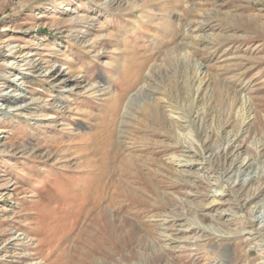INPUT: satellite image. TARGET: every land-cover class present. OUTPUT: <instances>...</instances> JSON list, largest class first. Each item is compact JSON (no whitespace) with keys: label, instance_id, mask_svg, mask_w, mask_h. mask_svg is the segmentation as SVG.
Here are the masks:
<instances>
[{"label":"rangeland","instance_id":"obj_1","mask_svg":"<svg viewBox=\"0 0 264 264\" xmlns=\"http://www.w3.org/2000/svg\"><path fill=\"white\" fill-rule=\"evenodd\" d=\"M0 264H264V0H0Z\"/></svg>","mask_w":264,"mask_h":264},{"label":"bare ground","instance_id":"obj_2","mask_svg":"<svg viewBox=\"0 0 264 264\" xmlns=\"http://www.w3.org/2000/svg\"><path fill=\"white\" fill-rule=\"evenodd\" d=\"M88 27H89V26H88ZM48 51H49V50H48ZM14 52H15V51H14ZM32 54H33V53H32ZM66 58H67V57H66ZM9 64H10V63H9ZM15 69H16V68H15ZM61 70H62V69H61ZM57 71H58V74H60V70H57ZM3 74H4V73H3ZM21 89H22V88H21ZM25 97H26V96H25L23 93L18 92V93H15V94L11 95L10 102H11L12 104H16V105H17L18 103L23 102V101L25 100ZM169 113H170V112H169ZM168 119H169V118H168ZM183 136H184V135H183ZM189 136H190V135H189ZM180 138H181V137H180ZM196 150L198 151L197 148H196ZM188 152H189V151H188ZM191 154H192V155H191L192 158H193L194 156L196 157V155H197L196 152H193V153H191ZM178 158H179V157H178ZM192 160H193V159H192ZM191 162H192V161H191ZM178 164H179V165H178L179 167L184 166V165H188L189 167H192V166H191L192 163H189V162H188V163H180V161H178ZM242 165L245 166V167L248 166V164H247L246 162H244V161L242 162ZM243 166H242V167H243ZM181 169H182V168H181ZM184 173H185V172H184ZM184 173H183V174H184ZM186 174H187V173H186ZM256 178H257V177H256ZM216 180H217V179H216ZM250 182H252V179H251V178L248 180L247 183H250ZM214 184H215V183H214ZM252 192H253V191H252ZM218 194H222V192H219ZM220 196H221V195H220ZM215 201H216V200H215ZM212 202H213V201H212ZM221 211H222V210H221ZM217 212H219V211H217ZM219 214H220V213H219ZM217 215H218V214H217ZM217 215H216V216H217ZM220 215H221V214H220ZM217 217H218V216H217ZM203 218H205V217H203ZM203 218H202V219H203ZM206 218H207V217H206ZM208 218H209V217H208ZM198 219H199V218H198ZM213 219H214V218H213ZM168 220H169V219H168ZM187 220H188V219H187ZM205 220H206V219H205ZM205 220H204V221H205ZM198 223H199V222H198ZM198 223H197V224H198ZM200 225H203V224L200 223L199 226H200ZM206 225H207V224H206ZM200 227H201V226H200ZM202 227H203V226H202ZM204 227H205V226H204ZM206 227H209V226H206ZM210 227H211V226H210ZM218 227H219V226H218ZM262 228H263V227H262ZM182 230H183V229H182ZM257 231H258L259 233H261L260 230H257ZM258 232H257V233H258ZM160 233H161V232H160ZM203 237H204V236H203ZM160 239H161V238H160Z\"/></svg>","mask_w":264,"mask_h":264}]
</instances>
